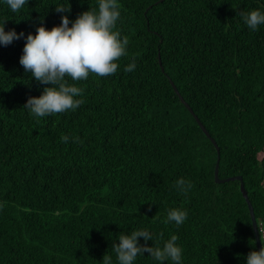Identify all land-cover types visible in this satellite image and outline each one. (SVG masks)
<instances>
[{
    "label": "trees",
    "instance_id": "obj_1",
    "mask_svg": "<svg viewBox=\"0 0 264 264\" xmlns=\"http://www.w3.org/2000/svg\"><path fill=\"white\" fill-rule=\"evenodd\" d=\"M118 3L114 30L129 44L117 72L66 77L84 103L36 118L24 105L52 85L20 64L27 35L64 15L71 27L98 0H28L18 12L0 0V26L24 34L0 44V264H103L106 253L118 264L112 246L135 230L161 247L177 235L181 264H247L258 247L241 181H216L218 150L171 81L217 141L219 176L242 175L264 228V25L239 15L264 12V0ZM173 208L183 224L164 223ZM134 264L174 262L145 252Z\"/></svg>",
    "mask_w": 264,
    "mask_h": 264
},
{
    "label": "clouds",
    "instance_id": "obj_2",
    "mask_svg": "<svg viewBox=\"0 0 264 264\" xmlns=\"http://www.w3.org/2000/svg\"><path fill=\"white\" fill-rule=\"evenodd\" d=\"M5 3L11 11L18 12L28 0H5ZM119 7L118 0H98V11L90 9L79 14L75 21L71 22V27L68 16L64 15L59 26L49 30L41 25L35 35H27L20 64L37 81L52 85L44 88L43 94L39 97H30L24 105L33 117L41 118L68 110L75 111L84 103L83 99L76 98L82 95L84 89L70 84L66 77L78 82L87 80L90 74L103 78L117 72L119 67L117 61L128 54L129 44L126 36L121 39L120 32L114 30L120 18ZM70 10V7H56V11L60 13ZM239 15L253 31L264 25V12L260 10L244 11ZM23 35L17 34L15 30L6 32L5 27L0 26V44L4 46ZM135 67L133 56V62L126 66L124 71L132 72ZM60 139L67 143L69 137L62 134ZM73 142H79V137ZM175 187L187 194L192 184L180 178L175 182ZM186 219V211L173 208L168 210L164 223L175 222L181 225ZM258 228L260 241L264 244V228L259 225ZM140 237H143L145 242L153 240L152 234L147 230H135L130 235L123 233L119 235V243L112 246L118 264H134L137 256L145 252L150 253L157 261L170 259L174 264H181L182 248L177 244V235H171L162 247L154 240V247H149L147 243L139 245ZM160 239H163V233H160ZM246 259L247 264H264V247L259 251L252 250ZM103 264H112V257L107 253L103 257Z\"/></svg>",
    "mask_w": 264,
    "mask_h": 264
},
{
    "label": "water",
    "instance_id": "obj_3",
    "mask_svg": "<svg viewBox=\"0 0 264 264\" xmlns=\"http://www.w3.org/2000/svg\"><path fill=\"white\" fill-rule=\"evenodd\" d=\"M160 64L162 66V60L160 58ZM162 69L164 70L163 66ZM172 85L174 86V89L176 90L177 94L179 95L180 99L182 100V102L189 108V110L194 114L195 118L197 119L198 123L200 124L201 128L203 129V131L206 133V135L212 140V142L214 143V145L216 146L217 150H218V160L215 166V179L217 182H225V181H229V180H235L238 179L241 181V190L242 193L244 195V197L247 200V203L249 205V209H250V213H251V217H252V221H253V227H254V232L256 235V240H257V247H258V251L261 249V247H263V244L260 241V233H259V228H258V221L257 218L255 216V211H254V207L253 204L249 198L248 195V191L245 188V183L243 180L242 175H235V176H231V177H227V178H221L219 176V167H220V147L217 143V141L214 139V137L211 135L210 131L206 128V126L203 124V122L200 120V118L198 117L197 114H195L193 108L190 106V104L185 100V98L183 97V95L180 93L179 89L177 88L176 84L174 83V81H171Z\"/></svg>",
    "mask_w": 264,
    "mask_h": 264
}]
</instances>
